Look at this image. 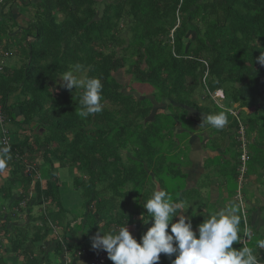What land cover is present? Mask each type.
Masks as SVG:
<instances>
[{"label":"trees","instance_id":"obj_1","mask_svg":"<svg viewBox=\"0 0 264 264\" xmlns=\"http://www.w3.org/2000/svg\"><path fill=\"white\" fill-rule=\"evenodd\" d=\"M4 1L1 7L8 0ZM33 5L36 16L30 19L29 28L18 42L26 61L14 69L4 67L0 73V105L6 117L4 123L0 121V141L12 134L9 122L24 133L18 142L10 137L15 143L7 161L13 165L15 179L23 184L24 191L15 201L17 204L29 198L32 182L36 180L35 204L41 206L47 199L61 205L56 163L59 167L68 164L80 167L76 178L82 180L81 189L83 196L90 198L88 203H94L99 194L97 178L101 180L102 174L106 188L121 198L122 211L107 210L108 204H96L88 214L91 228L96 217L100 222L106 221L109 231L123 226L131 202L138 201L137 196L142 197L141 201L150 198L143 194L147 186L156 187L152 176L168 191L162 184L164 178L158 175H177L179 169L174 166L178 162H168L165 167L162 158L170 149H162V144L157 143L168 140L174 146L170 121L158 117L151 121V106L135 110L131 95L138 94L122 80L124 72L132 77L130 82L152 86L156 90L155 100L200 95L202 102H208L204 111L188 99L180 98L177 102L207 115L226 111L229 121L226 133L238 126L243 112L246 120L241 119L247 139L254 137L256 146L251 145L257 148L254 156L249 153L248 162H253L254 174H261L264 197V66L256 62L264 50V0H41ZM2 11L0 8V17L4 15ZM6 33L7 26L4 29L0 25V42ZM27 38L33 40L28 43ZM77 63L84 66L80 72L84 78L96 77L103 84V111L87 119L77 115L83 89L69 91L60 86L58 77ZM217 89L223 92L229 106L240 103L235 110L253 107L254 111L249 114L241 110L235 115L236 121L229 107L222 108L216 103L213 94ZM14 93L19 114L9 103ZM134 100L137 103L141 98L135 96ZM68 133L73 134L71 139ZM237 143L241 146L239 139ZM26 152L31 160H40L36 172L40 179L46 180L45 187L39 178H34L35 171L25 174ZM94 161L99 164L95 166ZM7 189L10 188L0 185V196L5 197ZM187 190L182 186L179 191L168 193L173 202L182 203L186 209L191 206L187 211L192 212L204 198L199 188ZM12 192L13 188L7 197L12 198ZM193 196L200 200L198 204L191 201ZM32 202L29 199L27 208H31ZM136 209L145 214L142 205ZM29 210L32 221V209ZM261 213L264 223V199ZM40 220V228L35 224L24 229L18 227L19 233L7 238L10 253H24V264H41L45 260L43 255L34 259L32 251L47 239L53 226L43 214ZM243 224L241 216V229ZM95 229L99 230V226ZM249 229L252 233L249 246L256 249V241L264 239V228L261 226L259 232L250 219ZM2 246L7 245L0 244V253ZM233 247L239 249L242 244L234 243ZM68 248L58 241L55 256H62ZM257 252L264 264V249ZM93 254L85 256L86 260ZM46 261V264L53 262L52 258Z\"/></svg>","mask_w":264,"mask_h":264},{"label":"crops","instance_id":"obj_2","mask_svg":"<svg viewBox=\"0 0 264 264\" xmlns=\"http://www.w3.org/2000/svg\"><path fill=\"white\" fill-rule=\"evenodd\" d=\"M41 0H8L2 8V12L4 15H1L0 17V25L2 28L5 29V26H7V33L6 36H4V39L2 40V45L0 44V73L4 71V67L9 68H17L23 65L26 61L25 57L22 54V48L21 45L18 43L19 41L15 42L17 38L23 37V33H25V30L29 28V22L30 19L32 20L34 16H36V10L33 3H39ZM25 7L30 11L29 13L25 14ZM33 40L32 38H27L26 41ZM27 44V42H25ZM14 46H12V45ZM8 48H6L7 46ZM25 45V44H24ZM7 49V50H6ZM5 50V51H4ZM5 53H10L9 56H5ZM9 57V58H8ZM8 59L9 64H4V61ZM220 92L221 95H215V101L216 103L221 106L222 108H227L229 110H235V108H238L240 106V103H234L233 105L229 106L224 98V94L221 90L217 89L215 91ZM150 97L154 100V109H153V116H151L152 121L155 120L157 115L159 113H166L168 115V109H165L166 102L164 100L163 103L159 104L155 102V98L153 95H150ZM10 101L9 103L15 106V111L17 114H19L20 110L19 107L16 105L17 102V94H11L10 95ZM1 106V105H0ZM188 107V106H187ZM189 108V114L194 116L193 119H196L200 117L201 115V122L204 112H201L199 110H195L193 108ZM253 109V107H241L240 110H244L247 113L251 114L249 110ZM162 111V112H161ZM200 114V115H199ZM6 118V117H5ZM18 126V125H17ZM18 134L22 131L17 127ZM177 132L185 133L183 137H179L177 135L176 138L171 135V139L175 141V144L173 147H175V152L178 155L180 153V158L178 160L180 161L178 166L179 173L177 175H181L185 179V185L187 186V189H197L199 188L202 197L207 202H202L198 207L195 208L192 212L186 211L183 212L184 215L191 217L192 222L198 223L196 226L200 224V221L205 218L200 216L202 212L211 211L210 208L214 206L213 211H218L221 208H226L228 206V199L231 196V192L229 190H226L225 186L228 184L227 181V172H226V163L229 159H231L230 155L228 154V148H226L229 144H235V139L237 138V130H233L235 133L226 134L224 130H215V132H204V128L202 129V132L199 133H193L185 131L184 124L181 122H177V127L175 128ZM12 131V130H11ZM12 134L10 137H14L15 134L11 132ZM23 131L16 136V141L18 142L21 137L23 136ZM14 135V136H13ZM224 136V137H223ZM191 137V142H189V138ZM12 140V139H11ZM213 141V143H212ZM250 142V141H249ZM168 147L170 150L171 143H168ZM162 149H165L162 146ZM12 150V148H11ZM167 154V153H166ZM166 156V155H165ZM30 156L26 152V157H24V164H25V174L30 173V167L36 166L37 163L40 166V160L39 159H29ZM16 159H19L18 156ZM166 160V158H163L162 163ZM171 161L175 160H166L163 164H169ZM35 162V163H34ZM187 162V163H186ZM95 166L96 164H99V161H94ZM93 163V164H94ZM183 163V164H182ZM186 163V164H185ZM33 164V165H31ZM58 163H56V167H58ZM33 168H31L32 170ZM59 182L60 175L57 172ZM14 168L12 163L6 162V167L3 170H0V174L2 177H0V185L6 186L10 189L6 190V196L4 198H0V244L7 245L2 246V250L0 253V257L4 258V261L10 260V264H24L25 262V255L24 253H10L9 247H8V239L12 238L14 235L19 233V230L21 228H25L27 226H30V224H35L39 222L40 224H36L37 227L42 226V221L40 220V215L43 214V216L47 219L50 225L53 226V231L51 234L47 237V239L43 240L40 245H37L32 252H34V259L38 258L40 255L44 256L41 261V264H46V259L52 258L53 262L51 264H91L90 259L89 261L86 260V257L89 253H94L97 250L91 249H85V248H79L73 250V246L76 245V243L79 245L80 241L85 240V234L87 233L88 236H90L91 233H94V235L99 231H96V227H100L102 231L107 232L109 231L106 225V221H99L97 217L95 218V226L94 228H91L92 225L90 222L91 217H87L86 220L83 218H78L76 220L72 219L69 208L65 205L63 198H62V191H60V202L61 205L52 203L48 201L47 199L43 201V204L41 206L36 205V195L37 190L35 188L36 180L32 182V188L29 191V198L25 199V203L21 205V202L17 204L15 201H17L20 198L21 193L19 191H23L22 184L18 181V179H15L14 176ZM37 175H39L38 172L35 173L34 178H37ZM77 175V174H76ZM75 175V176H76ZM205 175H207L205 177ZM257 174L251 175V180H254L253 178H256ZM154 183L156 184V187L153 189H162L161 184L157 181V178L155 176H152ZM166 177V175L164 176ZM3 178V179H2ZM223 182H221V180ZM3 180V182H1ZM7 181H9L8 184ZM42 185L43 187L46 186V180L42 179ZM221 182V183H220ZM166 181L165 178L163 180V185L165 188L168 189L167 192L170 191V189L165 185ZM202 183V184H201ZM220 184V185H219ZM60 185L62 183L60 182ZM201 185V186H200ZM19 187V188H18ZM13 188L12 192V198L7 197L9 196L7 193ZM204 188H207V190L204 192ZM255 191L257 193L256 199L253 200L251 197H247V203L250 206L251 217L249 218V222L251 219V223L253 224L254 228H261L263 221L261 218V202L263 201L264 197L261 196L260 190L255 186ZM22 189V190H21ZM166 191V189H165ZM178 193V192H177ZM23 194V193H22ZM150 194V192H149ZM81 195V193H80ZM151 197V195L149 196ZM33 199L31 208H27V202L29 199ZM82 198L84 200L85 196L82 195ZM45 199V198H44ZM262 200V201H261ZM88 203V202H87ZM47 204V205H46ZM85 204V201H84ZM45 205L44 208L42 206ZM24 208V209H21ZM131 208L130 206L127 208V214L128 209ZM29 209H32L31 216L36 218V222H33L29 220ZM209 209V210H208ZM186 210V208H185ZM125 211V212H126ZM135 208V210H130V212H135L133 217V221L129 224L124 223L123 226L120 227H128L130 232L135 235V237H138L140 232H143V229L146 228V225L148 227L149 224H144L142 220V214ZM147 211H145V214ZM90 213V212H89ZM26 215V216H25ZM39 217V218H37ZM149 218V217H146ZM94 220V219H93ZM130 221V220H126ZM81 225L83 230L78 231L77 226ZM18 227L20 229H18ZM7 228L8 230H5ZM119 228V227H118ZM117 228V229H118ZM93 229V230H92ZM36 231H33V233ZM96 232V233H95ZM32 233V234H33ZM93 235V236H94ZM58 241H61L62 243H65L69 246L68 249L65 250L63 255H56L54 254V250L57 248ZM92 250V251H90ZM44 253V254H43ZM82 253V254H81ZM19 255L23 257V261L20 260L16 261V258L19 259ZM84 256V257H83ZM86 256V257H85ZM47 257V258H46ZM162 259L166 264L169 263V258L166 255L162 256ZM172 259H175V255H173ZM2 260V259H1ZM81 261V262H80ZM110 264V259L108 260ZM5 264V263H4Z\"/></svg>","mask_w":264,"mask_h":264},{"label":"clouds","instance_id":"obj_3","mask_svg":"<svg viewBox=\"0 0 264 264\" xmlns=\"http://www.w3.org/2000/svg\"><path fill=\"white\" fill-rule=\"evenodd\" d=\"M256 62L264 66V50H261ZM83 68L82 64L77 63L58 77L62 81L60 86L69 91L83 89L77 115L87 119L103 111V84L96 77L78 76L77 73L82 72ZM217 95L221 93L217 92ZM213 97L215 99V95ZM230 112L233 114L236 112L234 115L237 116L239 114V110H230ZM228 122L226 111H219L215 114H203L200 127L208 126L222 130ZM242 126L248 150L249 140L246 136L245 124L238 121L235 129L241 141ZM10 159V146H0V170L6 167V162ZM34 171L36 172V166H31L30 173ZM247 172L240 176L241 183L245 180ZM38 178L40 179V175H37L36 179ZM138 202L142 203L147 211L146 215L142 213L143 223H151V227L142 234L139 242L127 226L107 232L99 227V231L91 237L92 249L106 251L113 264H159L161 254L166 255L171 264H261L257 250L264 249V239L256 241V249L249 246L252 233L247 222L241 229L242 202H229L226 208H221L204 218L196 229L193 228L191 217L183 214L191 206H187L185 210L182 203L173 202L172 196L163 189L154 191L146 201L143 199ZM244 202L246 207L247 201ZM249 218L248 215V223ZM234 243L242 244V247L234 248ZM173 255L175 259H172Z\"/></svg>","mask_w":264,"mask_h":264},{"label":"rangeland","instance_id":"obj_4","mask_svg":"<svg viewBox=\"0 0 264 264\" xmlns=\"http://www.w3.org/2000/svg\"><path fill=\"white\" fill-rule=\"evenodd\" d=\"M24 11H25V14L30 12L26 7H25ZM21 38L22 37L17 38L15 42L21 40ZM12 46H14V45H12ZM5 63L7 65L9 64L8 59L4 61V64ZM77 75L80 76L81 78H84V74H82V73H77ZM130 79H132V77L129 76L126 72H124V74L122 75V80L125 83H129V86H130L131 89H133L134 93L138 94V95H131L132 98H133V99H131V101L133 102V104H136L135 105V110L137 111L138 109L148 108L149 106H151L152 110H151V112L149 114V119L152 121V119H151L152 117L151 116H153L154 101L152 100L150 95L154 96V94H156V90L152 86H150L149 84H142V83H138L137 81L130 82ZM59 82H60V84L62 83V81L60 79H59ZM124 89H128L129 90L128 86H125ZM213 95H217V93L215 92ZM135 96L137 98L138 97L141 98V101L137 100L138 102L136 103V101L134 100ZM170 97L168 96V97H164L162 99L160 98L159 100L158 99L155 100V102L161 104V103L164 102V100L167 101L165 109L169 110L168 111V115L166 113H159L157 115V117L158 118H163V119H166V120L170 121V122H168V124L171 126V129L173 131L172 135H173L174 138H176L177 135H179V137H183L185 135V133H180V132H177L175 130V128L177 127V122L183 123L185 131L191 132V134L197 133V132L201 133L203 128H204L203 133L204 132H209V130L212 133L215 132L216 129L214 130L211 127H208V126H201L200 127V125L202 123L201 122V115L199 114L200 117H198L196 119H193L194 116L191 115V113L189 114V108L187 107V105L184 104V103L177 102V100L180 99V98L185 99V100L188 99L189 102H191V103L192 102H196L197 104H199L198 106H201L202 108L206 107L208 105V102H202L200 100V95H188V96L179 95V98H177V99L176 98H170ZM204 110H205V108H203V111ZM228 111H230V110H228ZM240 111L241 110H239V114H240ZM249 111L252 112L253 109H250ZM213 113L215 114L216 112H213ZM161 115H163V116H161ZM241 115H242L243 118L240 116L239 117L240 121H241V123L242 122L244 123V121L242 119L246 120L245 119L246 115L243 112H241ZM167 117H169V118H167ZM234 118H235L236 121H238L237 116L234 115ZM170 119H172L174 123ZM232 120L234 122V119H232ZM9 126H10L13 134H15V136L13 135L14 136L13 139L16 140L18 138V137L16 138V136L19 135L22 131L18 134V129L16 127L17 125H15L14 123H10L9 122ZM233 130H235V129H233ZM233 130L228 131L226 134L235 133V132H233ZM67 135H68V137L70 139L73 137L72 133H68ZM248 136H250V135H248ZM258 139H260V137ZM188 140H189V142H191V137ZM248 140L250 141L248 143V150H249L250 154L252 156H254L255 152L257 151V148L254 149V146H253V145H255L254 137L253 138L248 137ZM13 143H15V141H12V144ZM168 143H171V145H172V142L168 141V140H162L160 143H157V144H162V146L166 150V149H169V148H167L169 146ZM212 143H213V141H212ZM251 144H253V145H251ZM171 148H172V150L167 151L166 152L167 153L166 156H164L163 158H166V160H176L178 163L180 161H183V160H178L180 158V153L178 155H176L177 154L175 152L176 148L173 147V146H171ZM226 148H228V154L231 157V159H229L227 161V163L225 164L226 165L225 166L226 167V172H227L226 173L227 174L226 177H227V181H228V184L225 186V188H226V190H229L231 192V196L228 199V202H232V201L239 202L237 200L239 198V196H242L245 201H247L246 200L247 197H251L253 200H255L256 196H257V193L255 191L254 184L260 190V193H261V187H262L261 186V174H257L256 178L254 177L253 178L254 180H251L250 176L253 175L254 171H256V170L254 169L255 167H254L253 162L249 161L248 164H247V168H248V173L250 175H248V173H247L245 175V180L241 183L240 176H241V173H242L241 169H242V166H243V162H242V159H241V154H242L243 150H242L241 146H239V144L237 143V140H236L235 144H233V145L229 144V145L226 146ZM127 156H128V154H127ZM130 157H132V156H130ZM258 157L261 159V154ZM157 158L158 157L156 156V159ZM163 158H162V160H163ZM127 161L128 160L125 159L126 164L127 165L128 164L131 165ZM36 163H37V167H38L39 164H38V162H36ZM183 163H184V161H183ZM31 165H33V164H31ZM251 165L253 166V169L251 168ZM168 166H169L168 164H165V167H168ZM174 167L180 168L178 166V164L176 166H174ZM56 168H57V172L60 175V180H61L60 182L62 183L61 188L59 189V193H60V191H62V195L61 196L63 198V201H64L65 205L69 208L70 212L72 213V215H71L72 219L76 220L78 218H83L84 220H86V218L89 217L88 214H89L90 210L93 211V208H94V206H96V204H98L99 206H107V204H108L107 210H113L114 212L116 210L122 211V208L120 207L121 198H119V196H116L117 195L116 193L110 191L109 187L106 188L107 183L105 181V175L104 174H102V176L100 177L101 180H99V176L97 178V181H98L97 182V189L99 191V194L96 197L95 202L90 204V203H87L90 198H86L85 197L86 199H84V200L82 198V195H83V192H84V190L81 189L82 186H83L82 180L80 181L79 177L76 178V176L79 175V173H80L79 172L80 171V167L77 166V165L72 166V165L68 164V165H65L63 167L62 166H60V167L58 166ZM87 173H90V172L87 171ZM158 176L160 178L161 177L165 178V181H166L165 185L170 189V191H179L182 188V186H185V188L187 189V186L185 185V179L181 175L169 174L166 177H164L163 175H158ZM206 176L207 175H205V177ZM0 177H2L1 174H0ZM1 182H3V180ZM221 182H223V181L221 180ZM8 183H9V181H7L6 184H8ZM22 187H23V184H22ZM147 187L148 188H146L144 190V194H143V196L145 198L150 196V195H152V193L154 191H156V189H153V188H155V186H153V185H149ZM206 190H207V188H204L203 191L205 192ZM23 191H19V193L22 194ZM187 191H190V190H187ZM149 192H150V194H149ZM80 193H81V195H80ZM0 198H4V197L0 196ZM137 198H138V201H141L142 197L141 196H137ZM84 201H85V204H84ZM98 201H99V203H98ZM138 201L131 202V208L128 209V214H127V211L125 212V215L127 216L126 219L130 220V221H126L125 220L126 224L131 223L133 221L132 219L134 218L133 217L134 215H132L133 212L131 213L130 210H133V209L135 210V208L138 205H142V203L140 204V202H138ZM191 201L196 202V204H198L200 202V200L195 199L194 196L191 198ZM202 202L206 203L207 201L203 199ZM24 203H25V201L22 200L21 201V205H23ZM228 205H229V203H228ZM44 207H45V205L42 206V208H44ZM213 208H214V206H212L210 208V210L212 209L210 212L209 211L202 212L200 216H202V217L205 216V218H207L211 213L215 212V211H213L214 210ZM246 208H247L249 217H251V215H252L251 212L252 211L250 210V206L248 205L247 202H246ZM145 211H146V209H145ZM241 216H242V211H241ZM203 221H204V219H202L201 221L199 219L200 223H202ZM90 222H91V220H90ZM36 224H40V223L37 222V223H35V225ZM192 224H193V228L196 229L195 225H197L198 223L192 222ZM146 226L148 227V225H146ZM77 228H78V231H80V230H83L84 227L82 228V226L79 225V226H77ZM262 228H264V223L262 224ZM146 231L147 230L145 228L143 230L142 234H144ZM258 231L261 232V229H259ZM142 234H141V236H142ZM86 235H88V234H86ZM93 235H94V233H91L90 236H87L84 241H80L79 245L76 243V245L73 246V250L76 249L77 247L85 248V249H91L92 248L91 247V237ZM133 236L135 237L134 234H133ZM135 238H137V240L139 242V237H135ZM28 243H31V240H29ZM90 251H92V250H90ZM20 254H22V253H20ZM163 255L164 254H161V260H160L159 264H166L164 262V260L162 259ZM18 260H20L22 262L24 259H23V257L21 255H19V259L16 258V261H18ZM4 263L5 264H10V260L4 261V258H2V264H4ZM169 263L171 264V261H169ZM32 264H34V263L32 262Z\"/></svg>","mask_w":264,"mask_h":264},{"label":"built area","instance_id":"obj_5","mask_svg":"<svg viewBox=\"0 0 264 264\" xmlns=\"http://www.w3.org/2000/svg\"><path fill=\"white\" fill-rule=\"evenodd\" d=\"M4 0H0V6L2 4H4ZM6 56H9L10 53H5ZM234 114H236V112H234ZM5 116L2 114L1 112V106H0V121L1 123H4L5 121ZM5 126L3 125L2 128H4ZM240 133H241V142H242V154H241V159H242V162H243V166H242V173H241V177L247 172V162L250 158V155H249V152L247 150V144H246V138H245V131H244V128L243 126L241 127V130H240ZM0 144L1 146H4V145H8L11 147L12 145V140L10 138V136H4L1 141H0ZM238 201L242 202L243 204V209H242V215H243V220H244V224L245 222H247V226L249 228V223H248V214H247V210H246V207L244 205V199L242 196H239L238 198ZM108 254L106 251H103V250H97L94 252V254L92 255V257L90 258V263L91 264H108Z\"/></svg>","mask_w":264,"mask_h":264}]
</instances>
